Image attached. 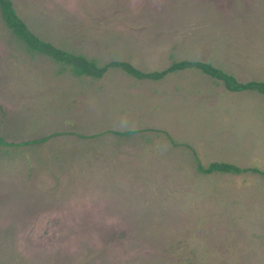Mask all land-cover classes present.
Segmentation results:
<instances>
[{
  "label": "rangeland",
  "instance_id": "374dc122",
  "mask_svg": "<svg viewBox=\"0 0 264 264\" xmlns=\"http://www.w3.org/2000/svg\"><path fill=\"white\" fill-rule=\"evenodd\" d=\"M45 42L264 82V0H10ZM41 142H34L43 137ZM0 264H264V97L194 67L75 76L0 15ZM226 162L240 173H202Z\"/></svg>",
  "mask_w": 264,
  "mask_h": 264
},
{
  "label": "trees",
  "instance_id": "16d2710c",
  "mask_svg": "<svg viewBox=\"0 0 264 264\" xmlns=\"http://www.w3.org/2000/svg\"><path fill=\"white\" fill-rule=\"evenodd\" d=\"M0 15L7 28H9L12 33L25 44L28 52H37L43 55H47L56 62H62L66 64L69 67L71 73L75 76L85 75L91 76L93 78H99L107 71L109 67H118L126 73L137 78L156 80L162 78L167 73L181 70L187 67H194L199 69L201 72L221 81L225 89L229 91L238 92L244 90H255L258 93L262 94L264 97V82L255 80L240 82L233 75L207 62L180 60L172 62L168 67L160 71H152L147 73L138 70L126 61L112 60L101 66H98L94 62L85 58L82 54H74L59 49L49 42L41 40L39 37L33 34L15 13L12 7V2L10 0H0ZM47 138L48 136L33 141L41 142L46 140ZM1 143L6 144L7 142H5L0 137V144ZM197 167L198 170L202 173H240L248 170L259 172L255 168H242L226 162H211L206 167H202L201 165H198Z\"/></svg>",
  "mask_w": 264,
  "mask_h": 264
}]
</instances>
